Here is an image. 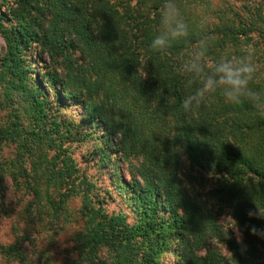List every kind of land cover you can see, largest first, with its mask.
Wrapping results in <instances>:
<instances>
[{
  "label": "trees",
  "instance_id": "1",
  "mask_svg": "<svg viewBox=\"0 0 264 264\" xmlns=\"http://www.w3.org/2000/svg\"><path fill=\"white\" fill-rule=\"evenodd\" d=\"M243 1L245 14L179 0L193 35L157 53L149 43L162 0H0V216L10 179L16 195L34 196L32 220L47 213L49 228L68 222L69 203L81 196L85 229L75 237V264H161L173 239L175 264H264V237L252 234L264 230V219L249 215L264 212V117L221 98L185 113L188 88L176 70L177 58L203 38L210 60L251 50L261 73L253 86L264 87V0ZM32 47L44 64L39 77ZM51 93L58 105L83 103L91 120L105 124L113 152L140 159L131 180L118 185L131 192L139 222L93 202V184L69 149L86 133L60 118ZM225 214L241 240L224 228ZM31 238L0 243V263L51 264L31 256Z\"/></svg>",
  "mask_w": 264,
  "mask_h": 264
},
{
  "label": "rangeland",
  "instance_id": "2",
  "mask_svg": "<svg viewBox=\"0 0 264 264\" xmlns=\"http://www.w3.org/2000/svg\"><path fill=\"white\" fill-rule=\"evenodd\" d=\"M208 1L213 9H222L225 12L230 10L232 12L238 11L241 14L246 13V9L243 8L245 2L243 0ZM206 8L205 4H199L197 11L204 13ZM4 45V40L0 36V52ZM260 48L264 51V42L260 45ZM28 54L30 59L38 61L39 57L34 47L28 51ZM33 69L35 71L33 75L39 77L44 69V64H40L38 61L37 64L33 65ZM50 98L53 100L55 109L60 108V112H58L60 118L75 124L76 131L80 129L86 133L79 141L69 143V149L80 169L81 177L85 176L93 184L91 188L93 202L96 205L103 204L107 211L111 213L122 212L126 214L131 224L139 222L140 217L137 208L133 204L132 199L128 198L131 197V192L118 185L125 184L128 180H131L134 165H137L140 159L131 157L129 160H124L119 153L113 152L104 140L105 124L91 120L83 103L78 100L70 102L64 99L58 105L54 93H51ZM13 149L14 147H5L4 155L11 157ZM103 151H106L111 156L104 160L102 157ZM208 179L207 185L210 187L212 179ZM6 186L7 207L9 208L7 212L1 213L0 216V243L10 244L15 241L17 235L25 237L29 234L32 238L27 243L32 257L41 259V261L48 257L51 264H75L78 262L79 255L76 251L75 237L85 229V220L81 219L77 214L83 202L81 196H76L69 203V210L72 214L70 220L65 222L62 227L49 228L47 213L44 214L45 221H33L30 217V207L28 205L33 204V195L28 194L22 198L19 197L20 193L16 195V189L10 179H7ZM32 213L36 216L38 215V210H33ZM167 214L164 213L163 215L167 216ZM221 223L224 224L225 229H231L233 235L239 240L242 239L241 232L227 214L222 217ZM176 242V239H173V242L165 247V252L161 254L159 259L161 264L176 263V257L171 252L174 251ZM211 244L218 247L224 254L229 253L225 245L216 241H212ZM200 253H205V249L200 251ZM262 258L264 259V254ZM15 264L22 263L17 262Z\"/></svg>",
  "mask_w": 264,
  "mask_h": 264
},
{
  "label": "clouds",
  "instance_id": "3",
  "mask_svg": "<svg viewBox=\"0 0 264 264\" xmlns=\"http://www.w3.org/2000/svg\"><path fill=\"white\" fill-rule=\"evenodd\" d=\"M192 35V24L179 0H162L149 48L164 53L176 44L190 41ZM209 49V41L201 38L177 58L176 70L185 78L188 88L180 101L181 109L189 113L208 101L221 98L236 106L247 103L257 115L264 117V87L253 86L261 74L254 53L251 50L223 53L210 60ZM249 215L264 219V212L258 207ZM252 234L264 237V230L253 228Z\"/></svg>",
  "mask_w": 264,
  "mask_h": 264
}]
</instances>
